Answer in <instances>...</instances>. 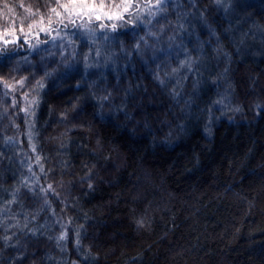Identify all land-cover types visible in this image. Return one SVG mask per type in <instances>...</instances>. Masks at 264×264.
<instances>
[{
	"label": "trees",
	"instance_id": "16d2710c",
	"mask_svg": "<svg viewBox=\"0 0 264 264\" xmlns=\"http://www.w3.org/2000/svg\"><path fill=\"white\" fill-rule=\"evenodd\" d=\"M151 1L0 0V264H264V0Z\"/></svg>",
	"mask_w": 264,
	"mask_h": 264
},
{
	"label": "rangeland",
	"instance_id": "374dc122",
	"mask_svg": "<svg viewBox=\"0 0 264 264\" xmlns=\"http://www.w3.org/2000/svg\"><path fill=\"white\" fill-rule=\"evenodd\" d=\"M166 1V0H165ZM164 2V0H160V2L159 3H157V1H151L149 4L150 5H148V6H146L147 8L146 9H144L141 13V16H140V18H141V20H144V19H146V17H150L151 15H152V13L154 12V9H156V7H159V9H160V6L162 5V3ZM91 13H93V14H96L97 16H102V15H105V17H116V14L117 13H106V12H104V11H100V10H94V11H92ZM113 14V15H112ZM138 18H139V16H138ZM98 30V29H97ZM95 31L96 30H94V31H91V30H89L88 32H86V37L83 39V41H87V40H85V39H87V38H89V39H92V40H95V39H97L98 38V35H92V34H90L89 35V33H95ZM104 35H100V37H103Z\"/></svg>",
	"mask_w": 264,
	"mask_h": 264
},
{
	"label": "snow or ice",
	"instance_id": "6c2138e0",
	"mask_svg": "<svg viewBox=\"0 0 264 264\" xmlns=\"http://www.w3.org/2000/svg\"><path fill=\"white\" fill-rule=\"evenodd\" d=\"M160 2V0H157V3H159ZM53 11H55V10H53Z\"/></svg>",
	"mask_w": 264,
	"mask_h": 264
}]
</instances>
